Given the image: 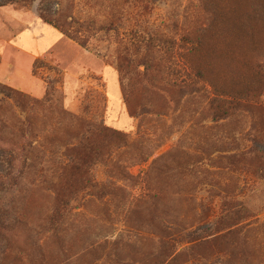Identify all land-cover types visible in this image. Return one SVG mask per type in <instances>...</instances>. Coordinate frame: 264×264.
I'll use <instances>...</instances> for the list:
<instances>
[{"label":"rangeland","instance_id":"374dc122","mask_svg":"<svg viewBox=\"0 0 264 264\" xmlns=\"http://www.w3.org/2000/svg\"><path fill=\"white\" fill-rule=\"evenodd\" d=\"M263 23L264 0H0V86L42 102L21 110L0 94V264H264ZM215 91L238 102L220 121ZM69 116L127 146L120 178L95 168L105 197L83 192L53 232ZM226 195L257 220L195 246L224 230Z\"/></svg>","mask_w":264,"mask_h":264},{"label":"trees","instance_id":"16d2710c","mask_svg":"<svg viewBox=\"0 0 264 264\" xmlns=\"http://www.w3.org/2000/svg\"><path fill=\"white\" fill-rule=\"evenodd\" d=\"M49 22L50 23L48 24L52 25L63 36H66L74 41L77 40V38L69 32V28L66 24H64V22ZM263 29L264 25L261 30ZM97 30L98 32H103L108 31L109 28L99 26ZM76 42L80 45H84V42ZM187 87H192L194 92L199 93V89H197V87H194L191 84H189V86L187 85ZM180 89L184 88L181 87ZM0 94L5 98L12 100L21 110H25L29 106L38 105L40 107L42 105V102L31 101L21 93L5 86H0ZM124 98L125 103L128 106L129 103L127 97L124 96ZM237 105L238 102L236 99L231 98L226 100L223 95L215 91L213 98L210 100L209 108L213 112L214 121H220L228 118L233 112H235ZM69 117H71V124L75 131L62 146V157L64 162L60 163L59 166L60 175L56 178L57 181L55 180L50 182V190L55 195V206L52 209L51 214L47 217L46 222L49 229L53 232H56L59 224L68 217L72 207L77 205L78 197L83 192L93 189L96 191L98 199L100 198V200H102L105 197L106 194H104V192L110 186L103 185L102 183L96 181L95 168L97 166H102L106 169L108 168V170L112 169V172H115L117 177L120 178L122 172L120 171V167L117 163L114 162V158L119 155V152L117 153L116 149L120 150L127 146V141L123 134L110 129L103 124H96L90 120L79 117ZM254 144L262 145L260 141H257ZM261 154L264 155V151L261 152ZM259 173L263 174L264 170H259ZM114 189L116 191L119 190V188ZM218 207L220 214L216 223H218V225H224V230L209 235L210 237L215 236L210 242H200L195 246L209 247L218 240L230 242V239L236 234L239 235L242 231H245L246 225L249 221L252 219L255 221L257 220L240 201L234 200L227 195L220 197ZM5 215L6 213L0 211V222L3 221ZM17 223H19V221H17L16 224ZM159 232L160 234L158 235L162 239H169L170 242H173V244H176V241L181 237L177 230L174 234L169 235L167 230L161 228V226L159 227ZM185 236L187 238L191 237L188 234ZM213 255L215 254H212L211 256ZM176 257L177 255L172 257L168 264L174 262L177 259ZM195 259L210 261L212 258ZM242 264L251 263L244 261Z\"/></svg>","mask_w":264,"mask_h":264}]
</instances>
